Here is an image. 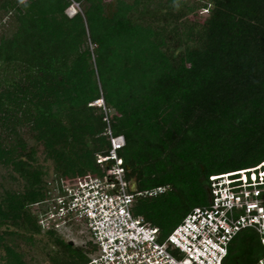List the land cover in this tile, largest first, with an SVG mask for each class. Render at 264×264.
<instances>
[{
  "label": "trees",
  "instance_id": "trees-1",
  "mask_svg": "<svg viewBox=\"0 0 264 264\" xmlns=\"http://www.w3.org/2000/svg\"><path fill=\"white\" fill-rule=\"evenodd\" d=\"M100 1L0 0L14 23L0 34V166L21 181L20 190L1 189L0 224L21 229L27 243L39 233L28 205L42 197L48 175L36 163V144L56 177L100 173L95 156L109 145L103 109L92 104L99 99L114 111L111 133L124 138L117 153L126 179L137 191L162 186L171 193L139 196L132 206L161 236L207 205L193 201L200 193L208 198L209 175L264 159V0H206L199 5L208 12L202 27H185L175 41L120 22L126 4L112 19L102 15ZM72 3L80 9L67 16ZM11 234L0 232V264H31L3 244ZM43 236L56 247L49 264L86 262V248L52 232ZM263 257L264 244L245 228L220 264Z\"/></svg>",
  "mask_w": 264,
  "mask_h": 264
},
{
  "label": "built area",
  "instance_id": "built-area-1",
  "mask_svg": "<svg viewBox=\"0 0 264 264\" xmlns=\"http://www.w3.org/2000/svg\"><path fill=\"white\" fill-rule=\"evenodd\" d=\"M103 112L109 147L95 156L100 173L64 178L50 172L44 178L42 197L28 205L41 234L52 232L86 248L84 264H220L230 239L245 228L264 244V159L209 175L208 204L193 207L161 236L132 206L136 197L160 194L165 187L130 190L117 153L124 138L111 133L110 115L104 107Z\"/></svg>",
  "mask_w": 264,
  "mask_h": 264
},
{
  "label": "rangeland",
  "instance_id": "rangeland-1",
  "mask_svg": "<svg viewBox=\"0 0 264 264\" xmlns=\"http://www.w3.org/2000/svg\"><path fill=\"white\" fill-rule=\"evenodd\" d=\"M205 1L206 0H101L99 3V11L102 15L112 19V16L114 15V12L117 11L118 6L126 4L128 8L123 13L116 16L120 22H128L142 27H149L152 31L165 34L166 39L170 38L175 41L185 37V27L192 26L194 30L202 27L208 12L206 9L199 7V5ZM185 5H192L195 9L189 10ZM70 7L72 8L73 13L80 9L76 3H72L63 11L67 16H71L73 14L68 13V8ZM13 27L14 23L11 17L4 15L0 11V34H8ZM173 44L175 45V42ZM178 49L179 47L175 46L174 52ZM92 104H96L97 106L99 105L101 109L104 107L101 99L93 102ZM106 110L109 115L114 113L111 108H107ZM25 139L28 145L34 144L29 135H25ZM35 157L36 163L45 166L48 174L52 172V162L48 159H43L41 145L36 144ZM8 172V170L0 166V192L3 187L20 190L21 181L19 179L17 181H12L8 177ZM170 196L171 193L166 190L164 193L158 194L157 199H168ZM193 204H208L207 194L200 193L193 201ZM7 228L9 231H13V234L4 235L2 240L3 244L15 248L22 254L23 259L28 263L49 264L47 255L48 253L52 254L56 250V247L52 242L47 240L43 234L40 232L35 234L33 236L34 242L32 244L23 240L22 236L26 234H24L21 229H15L9 224H7ZM7 228L4 223L0 224V232ZM2 254L3 249L0 247V255Z\"/></svg>",
  "mask_w": 264,
  "mask_h": 264
},
{
  "label": "water",
  "instance_id": "water-1",
  "mask_svg": "<svg viewBox=\"0 0 264 264\" xmlns=\"http://www.w3.org/2000/svg\"><path fill=\"white\" fill-rule=\"evenodd\" d=\"M129 186H130V190H132V191H134L136 189V184H135V180L134 179L130 180ZM66 243L69 244V245H72V242H70V241H66Z\"/></svg>",
  "mask_w": 264,
  "mask_h": 264
},
{
  "label": "bare ground",
  "instance_id": "bare-ground-1",
  "mask_svg": "<svg viewBox=\"0 0 264 264\" xmlns=\"http://www.w3.org/2000/svg\"><path fill=\"white\" fill-rule=\"evenodd\" d=\"M68 13H70V14H72L73 13V10H72V8L70 7V8H68Z\"/></svg>",
  "mask_w": 264,
  "mask_h": 264
}]
</instances>
